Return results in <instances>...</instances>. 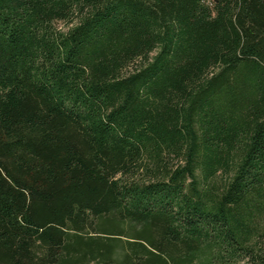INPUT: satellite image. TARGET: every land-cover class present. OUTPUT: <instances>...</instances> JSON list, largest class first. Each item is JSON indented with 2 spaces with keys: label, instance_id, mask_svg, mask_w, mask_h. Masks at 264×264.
<instances>
[{
  "label": "trees",
  "instance_id": "1",
  "mask_svg": "<svg viewBox=\"0 0 264 264\" xmlns=\"http://www.w3.org/2000/svg\"><path fill=\"white\" fill-rule=\"evenodd\" d=\"M263 217L264 0H0V264H264Z\"/></svg>",
  "mask_w": 264,
  "mask_h": 264
},
{
  "label": "rangeland",
  "instance_id": "2",
  "mask_svg": "<svg viewBox=\"0 0 264 264\" xmlns=\"http://www.w3.org/2000/svg\"><path fill=\"white\" fill-rule=\"evenodd\" d=\"M59 28H64L63 24H58ZM260 228H263L264 231V217L259 222Z\"/></svg>",
  "mask_w": 264,
  "mask_h": 264
}]
</instances>
